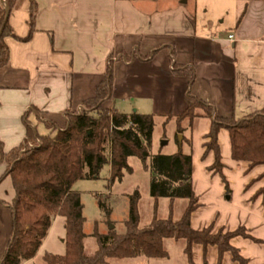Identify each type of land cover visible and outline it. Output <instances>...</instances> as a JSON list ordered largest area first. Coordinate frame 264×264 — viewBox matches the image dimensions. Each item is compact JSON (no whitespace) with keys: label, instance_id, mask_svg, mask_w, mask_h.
Returning a JSON list of instances; mask_svg holds the SVG:
<instances>
[{"label":"crops","instance_id":"0c3cea01","mask_svg":"<svg viewBox=\"0 0 264 264\" xmlns=\"http://www.w3.org/2000/svg\"><path fill=\"white\" fill-rule=\"evenodd\" d=\"M30 2L15 0L8 15L10 28L19 39L5 38L9 57L0 67V142L5 151L25 137V118L31 126L43 125L46 119L62 126L67 109H77L84 99L94 95L109 55L113 56V84L111 98L103 102L105 107L117 111L129 108V112L159 117L181 113L186 106L188 78L171 72L175 62L193 65L191 92L213 105L217 115L239 119L264 108V0H34L33 30L23 40L29 34ZM1 3L6 6L5 0ZM153 50L154 55L148 59L139 58ZM124 53L131 59L119 57ZM199 124H204L199 126L201 161L210 157L204 161L205 171L218 174L207 170L213 163V153L202 157L209 119H194L191 145ZM223 129L219 131L218 143ZM219 147L221 157L222 151L228 155L230 167L241 164L245 173L260 167L246 185L249 188L257 183L249 197L252 200L264 186V177H260L264 165L248 169L246 161L231 159L230 143L225 150L220 143ZM222 162L224 169L227 164L223 158ZM5 167L0 163V175ZM192 187L199 204L191 213L190 224L194 228L193 220L201 203L200 194L193 184ZM0 199L9 202L10 192H0ZM252 201L259 203L264 212L261 196ZM215 221L194 229L211 223L213 232L243 226L228 229ZM245 229L262 242L241 236L230 242L250 264H257V259H264V239ZM10 230V211L0 204V259ZM243 245L251 248L254 260L244 254L240 247ZM199 246L203 263L209 256L217 264L216 247L208 246L204 258L199 244L192 246V263L195 264L193 257ZM227 254L223 255L222 264Z\"/></svg>","mask_w":264,"mask_h":264},{"label":"trees","instance_id":"16d2710c","mask_svg":"<svg viewBox=\"0 0 264 264\" xmlns=\"http://www.w3.org/2000/svg\"><path fill=\"white\" fill-rule=\"evenodd\" d=\"M0 4V67L9 57L6 37L19 39L10 28L9 11L15 0H5ZM36 11L34 0L30 2L29 34L33 30ZM139 56L145 60L154 55ZM134 56V55H133ZM125 60L131 55L121 54ZM171 72L188 78L184 93L186 106L179 114L168 113L163 124L173 119L176 133L182 135L176 140V152L165 155H152L150 166L153 174L150 178V195L157 199L168 197L185 198L187 205L178 219L172 212L166 218L154 215L144 228L138 227L139 216L135 197L130 198L128 217L124 220V231L109 229L105 233L93 232L97 249L91 255L83 253L84 217L79 193L72 189L75 181L83 178H97L99 170L106 162L110 167V180L119 178L122 169L128 168L127 159L136 156L145 161L149 155L154 119L153 113L121 112L103 105L111 98L113 84V56L109 55L106 70L100 82L95 86L94 95L84 99L77 109H67L63 113L62 126L46 119L43 125L48 133H40L36 125H30L24 119L25 137L8 151L0 142V163L5 170L0 181L10 177L13 197L9 202L0 199L11 215V230L0 264H22L34 257L43 239L46 237L53 216L64 218L65 231L64 254L46 252L42 259L46 264H110L109 258H129L146 256L164 258L168 256L163 247L166 238L185 241L184 253L189 264L192 263V246L199 244L205 258L208 246L217 249V264H222L223 255L228 252L231 260L237 264H250L239 249L231 244L236 236L262 242L250 235L244 226L233 230L220 229L213 232V224L202 229H194L190 224L191 213L198 207V199L191 183L192 158L190 152L182 150V144L191 147V128L195 118L210 120L208 132L204 135L202 157L213 153V163L207 167L212 173H218L221 180L227 182L222 169L221 151L218 134L221 128L228 131L230 156L234 161H246L247 168L264 165V108L255 110L242 118L219 116L213 105L208 104L191 92L195 72L193 65H180L172 62ZM34 111L36 108L32 107ZM260 177H264V171ZM261 196L264 208V186L259 188L251 199ZM99 206L103 203L99 200Z\"/></svg>","mask_w":264,"mask_h":264},{"label":"rangeland","instance_id":"374dc122","mask_svg":"<svg viewBox=\"0 0 264 264\" xmlns=\"http://www.w3.org/2000/svg\"><path fill=\"white\" fill-rule=\"evenodd\" d=\"M122 112H129L121 110ZM156 116L154 119L153 130L150 144L148 146V157L142 161L136 156H130L127 159L128 168L122 169L119 178L110 180V167L106 162L99 170L97 178H83L75 181L72 189L79 193L82 203V214L84 217L83 231V253L85 255L93 254L97 249V241L93 235L94 231L105 233L109 229L117 232L124 231V220L128 217L129 203L132 196L135 197L137 212L139 216L138 227H146L151 218L156 215L157 218H166L172 212L173 219H178L187 205L185 198L179 197L170 200L168 197H159L157 199L150 195V178L153 174L150 161L152 155L161 153L165 155L177 151L179 141L176 133V123L173 119L167 120ZM202 123H206L203 121ZM199 124L194 132V143L189 148L186 143L182 144L184 152H190L192 158L191 182L195 190L200 194L199 202L201 205L194 217L193 227L199 228L208 224L212 220L215 223L224 226V228H234L239 225L245 226L253 235L264 239V212L256 201L249 199L254 185L246 188L250 179L258 173L260 167L245 173L241 164L235 166L228 165V155L222 151V158L225 164L223 172L227 180V188L219 178L218 174L211 175L205 171L204 161L208 162L211 158H205L201 161V136L199 134ZM36 129L40 133H48V129L37 124ZM190 136L191 133L189 134ZM182 136V135H181ZM182 139V137H181ZM163 141L166 143L162 144ZM219 143L225 150L228 142V133L222 130L219 135ZM254 187V188H253ZM10 192V198L13 196V188L10 177H6L0 184V192ZM99 200L103 207L99 206ZM261 206V205H260ZM198 215V216H197ZM64 218L60 215L52 217L51 225L46 237L43 239L36 254L27 264H46L42 256L46 252L62 255L65 251L63 226ZM251 243V242H249ZM185 241L183 239L174 240L166 238L163 240V247L168 256L164 258H150L143 255L129 258H109L110 264H187L184 253ZM244 254L252 256L251 248L240 246ZM200 246L195 249V264H215L208 256L203 263ZM227 260L223 264H235L227 254ZM253 258V259H252ZM254 260V256L251 257ZM257 264H264V259H257Z\"/></svg>","mask_w":264,"mask_h":264},{"label":"water","instance_id":"95a60500","mask_svg":"<svg viewBox=\"0 0 264 264\" xmlns=\"http://www.w3.org/2000/svg\"><path fill=\"white\" fill-rule=\"evenodd\" d=\"M181 135L178 136L179 141H181ZM166 143V141H163L162 144Z\"/></svg>","mask_w":264,"mask_h":264},{"label":"built area","instance_id":"2783aa9c","mask_svg":"<svg viewBox=\"0 0 264 264\" xmlns=\"http://www.w3.org/2000/svg\"><path fill=\"white\" fill-rule=\"evenodd\" d=\"M229 38H231V35H229Z\"/></svg>","mask_w":264,"mask_h":264}]
</instances>
